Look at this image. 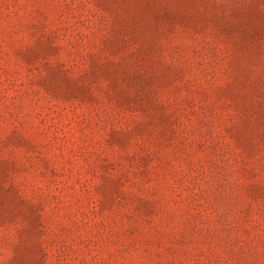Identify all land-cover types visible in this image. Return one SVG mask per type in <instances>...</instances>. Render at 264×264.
I'll return each mask as SVG.
<instances>
[{
    "label": "rangeland",
    "instance_id": "1",
    "mask_svg": "<svg viewBox=\"0 0 264 264\" xmlns=\"http://www.w3.org/2000/svg\"><path fill=\"white\" fill-rule=\"evenodd\" d=\"M0 264H264V0H0Z\"/></svg>",
    "mask_w": 264,
    "mask_h": 264
}]
</instances>
